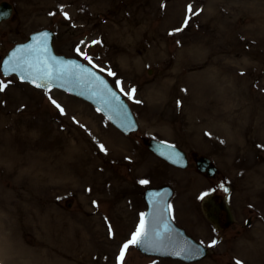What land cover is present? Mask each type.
I'll list each match as a JSON object with an SVG mask.
<instances>
[{
	"label": "rangeland",
	"instance_id": "1",
	"mask_svg": "<svg viewBox=\"0 0 264 264\" xmlns=\"http://www.w3.org/2000/svg\"><path fill=\"white\" fill-rule=\"evenodd\" d=\"M1 1L14 19L0 27V58L50 28L55 49L106 75L140 124L122 135L85 102L0 74L4 263L184 264L131 243L144 190L170 183L174 221L211 247L195 264H264V0ZM142 137L206 154L219 173L170 167ZM216 186L231 188L227 230L202 206Z\"/></svg>",
	"mask_w": 264,
	"mask_h": 264
},
{
	"label": "water",
	"instance_id": "2",
	"mask_svg": "<svg viewBox=\"0 0 264 264\" xmlns=\"http://www.w3.org/2000/svg\"><path fill=\"white\" fill-rule=\"evenodd\" d=\"M11 13L10 4L0 3V23L8 19ZM52 41L53 33L42 30L30 35L26 42L15 45L1 62L3 74L16 75L21 81L39 89H59L74 95L95 106L125 135L137 131L127 102L107 79L91 66L56 55ZM143 142L148 150L168 163L185 167V154L181 150L155 140L144 139ZM208 163L204 158L199 159V169L205 171ZM210 170L212 174L215 172L213 167ZM171 194L168 187L146 191L144 198L148 210L142 218V234L136 248L145 255L179 259L187 263L203 259L207 249L186 236L170 219L168 201Z\"/></svg>",
	"mask_w": 264,
	"mask_h": 264
},
{
	"label": "flooded vegetation",
	"instance_id": "3",
	"mask_svg": "<svg viewBox=\"0 0 264 264\" xmlns=\"http://www.w3.org/2000/svg\"><path fill=\"white\" fill-rule=\"evenodd\" d=\"M216 200V198H215ZM219 203V201H216V203ZM216 213V212H215ZM217 214V213H216ZM218 221L220 223L221 226L228 228L229 226L233 225L234 220H232L231 222L228 221L226 212L224 210H219L218 211Z\"/></svg>",
	"mask_w": 264,
	"mask_h": 264
},
{
	"label": "bare ground",
	"instance_id": "4",
	"mask_svg": "<svg viewBox=\"0 0 264 264\" xmlns=\"http://www.w3.org/2000/svg\"><path fill=\"white\" fill-rule=\"evenodd\" d=\"M0 155H1V152H0ZM32 172V169L30 168L29 170H28V173H31ZM1 233H0V255H1V257H0V261L2 262V264H5L4 263V248H3V245H4V241H3V238L1 237ZM4 247H5V245H4ZM9 259V258H8ZM5 260H6V258H5ZM42 264H45V263H42Z\"/></svg>",
	"mask_w": 264,
	"mask_h": 264
},
{
	"label": "snow or ice",
	"instance_id": "5",
	"mask_svg": "<svg viewBox=\"0 0 264 264\" xmlns=\"http://www.w3.org/2000/svg\"><path fill=\"white\" fill-rule=\"evenodd\" d=\"M39 86V85H37ZM57 107H59L57 105ZM142 228H143V222L141 223V228L137 230V233L134 234L131 243H136L138 241V238L140 237V235L142 234ZM128 247V245H124V248L126 249ZM121 256H123V251L121 252Z\"/></svg>",
	"mask_w": 264,
	"mask_h": 264
}]
</instances>
